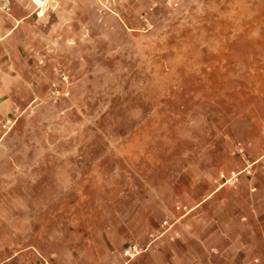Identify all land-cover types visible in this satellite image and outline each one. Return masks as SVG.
Wrapping results in <instances>:
<instances>
[{"label":"rangeland","instance_id":"obj_1","mask_svg":"<svg viewBox=\"0 0 264 264\" xmlns=\"http://www.w3.org/2000/svg\"><path fill=\"white\" fill-rule=\"evenodd\" d=\"M78 17L36 46L37 76L21 64L0 113V264H158L177 202L191 210L183 229L249 196L204 201L248 165L237 142L248 160L264 154V0H84ZM243 179L264 209V159L225 186ZM131 244L143 251L126 255Z\"/></svg>","mask_w":264,"mask_h":264},{"label":"crops","instance_id":"obj_2","mask_svg":"<svg viewBox=\"0 0 264 264\" xmlns=\"http://www.w3.org/2000/svg\"><path fill=\"white\" fill-rule=\"evenodd\" d=\"M44 2L38 5L33 0H12L11 11L5 12L1 9L0 0V113L8 111L15 100V94L20 93L21 80L25 75L23 68L27 73L37 76L31 62H38L42 55L36 46L50 44L53 30L82 27L78 16L84 0ZM22 63L25 65L23 68ZM8 94L12 95L8 97ZM254 179L249 184L243 179L236 187H216L204 201L216 193L224 197L230 193H243L246 189L249 196L244 198V202L238 200L237 204L233 203L231 210L225 214L222 208L215 212L208 205L204 206L199 214L188 218L183 229L175 226L166 232L173 245L164 247L166 250L163 252L168 255V259L158 264H217L215 260L218 257L228 259L231 253L238 254L236 264H264V209L261 208L259 194L255 192L259 187L253 182ZM226 200H222L223 204H226ZM204 201L192 209L195 210ZM198 222L204 225L201 226L200 234L195 229ZM0 229L5 231L8 227L2 224ZM198 236L203 245L200 254L190 244ZM219 238L224 241L222 246L216 243ZM14 257L15 254L1 264H14ZM122 264L134 263L127 260Z\"/></svg>","mask_w":264,"mask_h":264},{"label":"built area","instance_id":"obj_3","mask_svg":"<svg viewBox=\"0 0 264 264\" xmlns=\"http://www.w3.org/2000/svg\"><path fill=\"white\" fill-rule=\"evenodd\" d=\"M33 1L37 4L36 0H33ZM1 9L4 10L5 12H10L12 9V0H1ZM58 93H60L59 88L57 86H54V88H52V90H51V95L55 96ZM232 153H233V155H235L237 157H241L244 160H246L248 162V165L242 171L232 170L230 172V174H227L225 172H221L220 173V179L223 180V182L220 184V186H223L227 183H235L239 179V175L243 171L247 170L248 168H250L254 164H257L262 159H264V154H263L260 158H258L256 160H253V161L248 160L247 159V151H246L245 146L242 144V142H237L235 144ZM249 172H251V170H249ZM175 207L178 211H182V210H186V211L178 217L175 216L174 220L172 218H166L165 220H163V222L161 224V227L163 228L161 235H164L166 232L173 229L175 224L178 223L183 216H185L188 212L191 211L190 209H188V207L186 205L182 204L181 202H177ZM152 235H154V234H152ZM142 251H143V249L140 248L137 244H131L129 247L126 248L125 254L129 255L130 257H134L135 255H138ZM41 264H51V263L46 258H43Z\"/></svg>","mask_w":264,"mask_h":264},{"label":"bare ground","instance_id":"obj_4","mask_svg":"<svg viewBox=\"0 0 264 264\" xmlns=\"http://www.w3.org/2000/svg\"><path fill=\"white\" fill-rule=\"evenodd\" d=\"M36 1H37V4H38V5H43V4H45L44 0H36Z\"/></svg>","mask_w":264,"mask_h":264}]
</instances>
